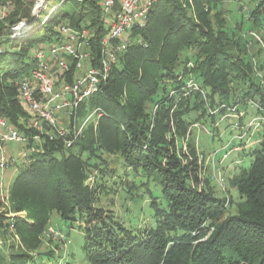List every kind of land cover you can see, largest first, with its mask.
Listing matches in <instances>:
<instances>
[{"label":"trees","instance_id":"1","mask_svg":"<svg viewBox=\"0 0 264 264\" xmlns=\"http://www.w3.org/2000/svg\"><path fill=\"white\" fill-rule=\"evenodd\" d=\"M0 1L13 4L0 23V116L19 126L24 113L15 83L36 67L32 51L44 47L55 33L59 37L53 25L63 17L68 27L91 32L97 57L105 33L103 15L97 0H56L52 16L15 39L11 27L28 22L31 10L22 0ZM226 1L248 8L247 14L242 7L238 10L243 35L224 22L213 26L208 19L210 12L220 15ZM255 29L264 46V0H156L145 26L133 33L137 41L119 56L107 83L77 113L78 118L98 108L102 117L88 124L72 147L65 148L61 138L44 140L23 163L11 167L17 174L10 188L11 209L27 212L34 223L16 218L15 227L40 231L48 226L51 213H57L69 222L67 229L79 232L77 254L83 264H264V123L251 164L230 180L238 195L233 204L200 187L195 148L188 146L187 154L176 145L192 125L190 113L199 119L209 109L224 112L237 90L242 102L258 95L257 111L264 114V89L252 78L254 65L244 52L248 40L242 38ZM256 66L264 77V59ZM190 80L197 89L187 88ZM151 104L154 114L146 111ZM103 153L115 155L116 162L135 175L125 184L126 195L145 191L152 223L144 230L125 227L94 205L100 195L112 191L104 178L117 176ZM91 175L94 181L89 183ZM135 178L146 183L136 186ZM149 183L159 189L158 197ZM228 206L233 212H227ZM4 219L0 215V228ZM0 264L64 260L53 252L6 258L0 249Z\"/></svg>","mask_w":264,"mask_h":264},{"label":"rangeland","instance_id":"2","mask_svg":"<svg viewBox=\"0 0 264 264\" xmlns=\"http://www.w3.org/2000/svg\"><path fill=\"white\" fill-rule=\"evenodd\" d=\"M97 1L99 3L100 0ZM22 2L26 9L31 10V19L28 22L27 20H20L11 27L13 29L12 37L15 39H20V36L29 33L32 29L30 25L36 24L42 18L45 20L52 16L51 14L58 7L56 0H22ZM240 7L243 8L245 14L248 13V8L245 4L236 1H226L220 8L221 14L214 16L215 12H210L208 19L213 26L222 25L224 22L236 28L238 34L243 35L245 24L240 20L242 15L238 11ZM115 11L116 8L112 10V12ZM109 16L102 17L105 31L103 36L106 35L108 30ZM21 21L22 24L20 25ZM66 21V18L59 17L58 23L53 25L54 32L57 31L60 23L63 24ZM16 27L19 28L15 31ZM251 31L252 33L242 36L243 39L248 40L244 52L254 65L253 80L261 84L262 89H264L263 73L256 66L264 59V46L258 30ZM58 38L55 33L52 35L51 40L45 43V46L49 47L55 44ZM22 76H19V78ZM194 83V80L189 81L190 85ZM239 92L240 90L235 91L233 99H231L229 106L224 112H220L218 108L209 109L206 116L199 119H197L195 112L190 113L187 120L192 125L188 127L185 137L178 139L176 144L178 149L183 148V152L187 154L189 153L188 149H186L188 146L195 148L198 155L200 187L203 188L204 186L206 191L210 192L213 197L220 200L224 199L226 205L229 202L233 204L238 200L237 191L231 186L230 180L240 170L248 168L251 164L253 160L252 153L258 149L262 136V124L264 123L263 118L259 121V118L264 116V114L262 115L261 112L257 111L259 96L254 95L242 102L240 98L242 94L240 92L241 95H239ZM88 101L89 99H86L83 104ZM146 111L154 114L155 105H147ZM90 112L88 110L83 116L77 118L78 126ZM62 118L66 124H69L70 120L68 117L62 116ZM94 121L95 117H92L91 123ZM37 145L34 144L32 147H27L22 143H11L6 147V155L13 157L15 164L19 166L25 159H23V156H28L38 150L36 148ZM102 158L108 163H113L111 168L114 169V173L117 176L104 178V182L109 187H112V191L107 195H100L98 199L94 200V205L111 214L116 221L121 222L125 227L140 231L144 230L145 227L152 223L151 211L148 208V197L145 191L143 193V189L134 190L132 195H126L125 184L127 181L130 183L135 175L130 171L124 170L122 164L119 161L116 162L117 157L115 155L103 153ZM125 174L127 177L124 181ZM16 175L14 171L12 178L15 179ZM93 175L88 180L89 183L94 181ZM118 181L122 183L121 186ZM140 181L144 183L145 179L135 178V185L138 186ZM147 187L153 196L158 197L159 189L156 185L149 183ZM227 212H233V207L228 206ZM8 213H10L8 217L13 221L18 218L29 225L34 224L33 219L27 212L13 213L10 204ZM68 224L69 222L62 221L57 213L52 212L48 226L40 231L32 230L26 226L19 227L20 225H17L12 230H7V227L3 225V228H0V249L4 252L6 258L19 253L36 255L38 253L53 252L57 257H62L64 264H83L81 254H77L78 244L81 241L79 232L67 229ZM71 255L74 256L73 262L70 260Z\"/></svg>","mask_w":264,"mask_h":264},{"label":"built area","instance_id":"3","mask_svg":"<svg viewBox=\"0 0 264 264\" xmlns=\"http://www.w3.org/2000/svg\"><path fill=\"white\" fill-rule=\"evenodd\" d=\"M155 1L100 0L103 17L110 16L107 33L99 42L97 57L91 32L84 28L72 29L65 24L58 26L59 38L55 44L32 51L36 67L15 83L17 101L24 117L16 126L0 116V215L5 217L3 225L7 230L15 228L14 221L8 217L14 172L11 167L15 162L13 157L6 155L7 145L33 146L44 140L51 142L61 138L65 148L72 147L84 128L91 124V118L95 117L92 122L95 123L103 115L96 108L78 126L80 105L107 83L113 68L119 64V56L137 41L133 33L145 26ZM12 8L11 1H0V23L8 18ZM114 8L116 11L112 12ZM187 87L197 89L196 83L190 85L188 82ZM62 116L69 118V124Z\"/></svg>","mask_w":264,"mask_h":264},{"label":"water","instance_id":"4","mask_svg":"<svg viewBox=\"0 0 264 264\" xmlns=\"http://www.w3.org/2000/svg\"><path fill=\"white\" fill-rule=\"evenodd\" d=\"M43 2V1H42ZM22 24V21L20 22V25Z\"/></svg>","mask_w":264,"mask_h":264}]
</instances>
